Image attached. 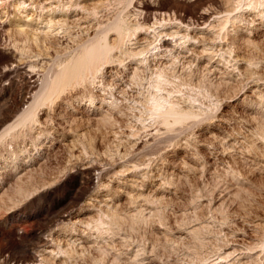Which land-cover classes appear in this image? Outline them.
<instances>
[{
	"label": "rangeland",
	"instance_id": "rangeland-1",
	"mask_svg": "<svg viewBox=\"0 0 264 264\" xmlns=\"http://www.w3.org/2000/svg\"><path fill=\"white\" fill-rule=\"evenodd\" d=\"M69 2L51 41L0 30V88L51 78L0 137V264H264V0ZM179 27L189 62L157 48Z\"/></svg>",
	"mask_w": 264,
	"mask_h": 264
},
{
	"label": "bare ground",
	"instance_id": "bare-ground-1",
	"mask_svg": "<svg viewBox=\"0 0 264 264\" xmlns=\"http://www.w3.org/2000/svg\"><path fill=\"white\" fill-rule=\"evenodd\" d=\"M64 0H0V30L2 32H5V34H7L8 36H12L14 37V35H18V36H23V38H25L26 40H29L28 42H33L35 44V42L39 43L38 40H43L47 39L48 37H53L56 36L57 34L60 33V30L62 29V27L64 25H67L66 23L69 24L68 18L70 16V14L68 12H66L65 10H63L64 7V3H62ZM179 1V0H177ZM67 2V0H66ZM71 2V0H70ZM69 2V3H70ZM181 2V1H180ZM57 3V4H56ZM176 3V2H175ZM177 4V3H176ZM77 6L79 4H76ZM67 6V5H65ZM69 6V5H68ZM81 6V5H80ZM179 6V5H177ZM60 7V8H59ZM62 7V8H61ZM66 8V7H65ZM68 8V7H67ZM66 8V9H67ZM156 11H158L161 15H164L168 17V10H165L164 8H156ZM158 13V14H159ZM170 13V12H169ZM175 13V12H174ZM173 15L169 14V17H171ZM176 14L174 15L175 19L180 20V22H182L181 20L183 19V17H180V15L176 16ZM159 18V17H158ZM172 18V17H171ZM167 19V18H166ZM114 20V19H113ZM111 23V22H110ZM121 23V22H120ZM117 20L113 23V27H117ZM108 25V23H107ZM110 25V24H109ZM121 25V24H120ZM68 26V25H67ZM112 26V25H111ZM139 26V25H138ZM182 26V25H181ZM180 26V27H181ZM92 27V26H91ZM94 27V26H93ZM178 28L177 30H175L174 35L171 32H167V31H163L161 33V36L159 37V45L157 46V48L159 47V54L164 56V54L166 53H171V55H173V53L180 55L181 58L183 59V62H189L192 58L191 54H185V52L183 51V47L184 46H180L183 43H180V40L183 38H188V39H192L195 37V39H197L198 37H196L195 35L190 34L189 32L183 30L182 28ZM87 28V27H86ZM118 28V27H117ZM140 28V26H139ZM66 29V28H64ZM81 29V28H80ZM90 29V28H88ZM95 29V28H94ZM97 29V27H96ZM100 29V27H99ZM125 29V28H124ZM136 29V28H135ZM92 30V29H91ZM112 30V29H111ZM122 30V29H121ZM119 30V31H121ZM67 31V30H66ZM96 31V30H95ZM126 31V29H125ZM123 31V34H125ZM106 32V31H104ZM114 32V31H113ZM63 33V32H62ZM95 33V32H94ZM93 33V34H94ZM112 33V32H111ZM117 33V32H116ZM122 33V32H121ZM118 34H120L118 32ZM117 34L116 38L115 37H110L111 41L114 42L115 44L117 43V39L120 38V36ZM91 35V33L89 34ZM104 35V34H103ZM106 35V34H105ZM109 35V34H108ZM7 36V37H8ZM100 36V35H99ZM10 38V37H9ZM19 38V37H18ZM22 38V37H21ZM22 38V39H23ZM90 38V36H89ZM122 38V36H121ZM141 38V37H140ZM144 38V37H143ZM49 39V38H48ZM98 39V38H97ZM100 39V38H99ZM50 40V39H49ZM109 40V39H108ZM119 40V39H118ZM146 40V39H145ZM212 40V39H211ZM42 41V42H43ZM51 41V40H50ZM193 41V40H192ZM196 41V40H195ZM198 41V40H197ZM200 41V40H199ZM213 41V40H212ZM24 42V41H22ZM41 42V41H40ZM107 42V41H106ZM32 43V44H33ZM47 43V41H46ZM52 43V42H51ZM196 43V42H195ZM16 44V43H15ZM22 44V43H21ZM26 44V42H25ZM43 44V43H42ZM101 44V42H100ZM107 44V43H106ZM115 44H113L114 46H116ZM137 44V43H136ZM18 45V44H17ZM31 45V44H30ZM29 45V46H30ZM104 46V42L102 44ZM109 45V43L107 44V46ZM112 46V45H111ZM114 46H112L114 48ZM137 46V45H136ZM139 48L137 47V50H131V51H126L124 53H126L125 55L130 56V57H134L136 58L137 56L141 55V47L140 45H138ZM146 46V45H145ZM87 47V46H86ZM85 47V48H86ZM119 47V46H118ZM44 48V46H43ZM85 48H82L85 49ZM106 48V47H103ZM134 48H136L134 46ZM181 48V50L179 49ZM186 48V47H185ZM213 48V47H212ZM47 49V48H46ZM95 49V48H94ZM108 49V48H107ZM189 51H191V53H193V51H195V49L193 47H189L186 48ZM24 50V49H23ZM42 50V49H41ZM40 50V51H41ZM81 50V51H82ZM101 50V49H100ZM98 50V51H100ZM105 50V49H104ZM109 50V49H108ZM114 50V49H113ZM202 50V49H201ZM85 51V50H84ZM106 51V50H105ZM108 52V51H107ZM196 52V51H195ZM194 52V53H195ZM92 53V52H91ZM158 53V52H157ZM200 53V52H199ZM40 54V53H38ZM96 54V53H95ZM103 54V52H102ZM105 54V53H104ZM158 54V55H159ZM26 55V54H25ZM85 55V54H84ZM16 56V55H15ZM21 56V55H20ZM38 56V55H37ZM81 56V55H79ZM93 56V55H92ZM179 56V57H180ZM26 57V56H25ZM107 57V55H106ZM15 58V57H14ZM72 58V57H71ZM111 60L110 61H121L122 58L120 55L113 53L112 55H110ZM76 58H74L75 60ZM80 59V58H79ZM87 59V58H86ZM105 59V58H104ZM19 60H21L19 58ZM25 60V59H24ZM123 60V59H122ZM138 60H140L139 64H136V66L130 67L133 69L132 74H133V78L136 80L137 78V70L140 68V64L143 62L141 60V58H138ZM161 60V58H160ZM17 61V60H16ZM23 61V60H21ZM73 61V60H71ZM81 61V60H80ZM89 61V60H88ZM94 61V60H93ZM24 62V61H23ZM27 62V61H26ZM100 62V61H99ZM113 62V63H114ZM154 62V61H153ZM16 63V62H15ZM70 63V62H69ZM72 63V62H71ZM70 63V64H71ZM75 63V62H74ZM92 64V63H91ZM143 64V63H142ZM186 64V63H185ZM14 66H11V68L7 69L4 71L5 77L8 78L9 83L6 85H3L0 88V91H2V93H0V101L5 100V102L7 101V107L5 109L4 112H0V137L3 135V133L9 128L11 127L15 122L16 119L20 118V117H24L25 119L31 118L32 115L34 114L32 112V107L35 103V101L39 98H42V96L44 95L46 89L49 87V83H50V77L47 79L43 76V78H40V74L37 76L36 73H33L31 70L29 71V69L27 70L26 67L22 64H13ZM60 65V64H58ZM66 65V64H65ZM96 65V64H95ZM151 65H155V63H148V66ZM162 65V62L160 61L158 64H156L155 66H157L156 68L158 69V67ZM27 66H29L27 64ZM64 66V65H63ZM69 66V65H68ZM79 66V64H78ZM86 66V65H85ZM92 68V65H90ZM127 66V65H126ZM163 66V65H162ZM166 66V65H164ZM170 66V65H169ZM161 67V66H160ZM207 67V66H206ZM73 68V67H72ZM78 68V67H77ZM86 68V67H83ZM5 69V68H4ZM57 69V68H56ZM79 69V68H78ZM82 69V68H81ZM165 69V68H163ZM70 70V69H69ZM76 70V69H75ZM92 70V69H91ZM62 71V70H61ZM89 71V70H88ZM59 72V71H58ZM57 72V73H58ZM52 73V72H51ZM72 73V72H71ZM50 74V73H49ZM48 74V75H49ZM78 74V73H77ZM83 75V73H81ZM80 74V75H81ZM52 76H54L53 74H51ZM61 75V73H60ZM162 75V74H161ZM160 75V76H161ZM82 77V76H81ZM139 77V76H138ZM80 79V76H79ZM82 79V78H81ZM139 79V78H137ZM133 80V79H132ZM60 82V81H59ZM139 82V81H138ZM59 86V85H58ZM115 88V87H114ZM50 97V96H49ZM155 98V97H154ZM4 102V103H5ZM160 104V103H159ZM171 109V108H169ZM175 109V108H174ZM173 109V110H174ZM167 111V110H166ZM171 111V110H170ZM175 111V110H174ZM177 114V111H175ZM162 113V112H161ZM179 113V112H178ZM181 113V112H180ZM172 114V113H171ZM174 114V113H173ZM180 115V114H179ZM187 113L181 115L182 118H180L179 120H183L186 117ZM178 117V116H176ZM165 120V119H164ZM9 130V129H8ZM14 133V131L12 132ZM16 134V133H15ZM7 136V135H6ZM3 138V137H2ZM4 139V138H3ZM96 170V169H95ZM83 174V173H82ZM86 177L83 178L84 180L81 181V184L79 185V188L77 189L78 192V196H82L84 194H86L88 191L91 190V188L94 186L95 181V173H93V171H87L86 172ZM21 176V175H20ZM83 177V176H82ZM82 180V179H81ZM23 188V187H22ZM21 189H18L17 191H19ZM27 190V189H26ZM39 190V189H37ZM4 191V190H3ZM6 191V190H5ZM5 191L3 193H5ZM20 192V191H19ZM26 192L23 188V191L20 193ZM24 194V193H23ZM28 194V193H27ZM6 195V194H5ZM20 195V194H19ZM1 196L4 197V195L1 193ZM1 198V197H0ZM2 199V198H1ZM0 199V200H1ZM4 199L1 200V202ZM15 210V209H14ZM7 213V212H6ZM5 213V214H6ZM7 216V215H6ZM10 217V216H9ZM55 217L57 218L56 220H64L66 218V213L65 212H58ZM13 218V217H12ZM4 220V219H2ZM45 237L40 236L39 237V242H45ZM44 244V243H43ZM42 245V244H41ZM27 258L30 261H36L37 258L36 256L33 254L32 251H30L27 254ZM26 259V258H25ZM40 260V259H39Z\"/></svg>",
	"mask_w": 264,
	"mask_h": 264
}]
</instances>
